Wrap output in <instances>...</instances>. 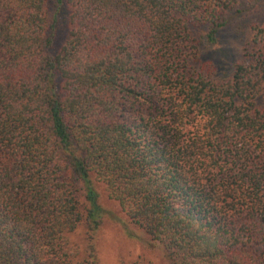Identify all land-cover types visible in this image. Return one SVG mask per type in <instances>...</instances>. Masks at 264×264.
<instances>
[{"label": "trees", "instance_id": "trees-1", "mask_svg": "<svg viewBox=\"0 0 264 264\" xmlns=\"http://www.w3.org/2000/svg\"><path fill=\"white\" fill-rule=\"evenodd\" d=\"M238 1L0 0V264H97L94 182L164 264H264V25L222 81L194 34Z\"/></svg>", "mask_w": 264, "mask_h": 264}, {"label": "rangeland", "instance_id": "rangeland-1", "mask_svg": "<svg viewBox=\"0 0 264 264\" xmlns=\"http://www.w3.org/2000/svg\"><path fill=\"white\" fill-rule=\"evenodd\" d=\"M235 10L215 34L214 43L203 39V28L195 30L198 52L202 60L213 64L215 78L218 81L231 77L235 64L243 58L244 48L250 49L255 28L264 25V0H239ZM65 11L59 10L57 22V41L60 43L65 33ZM256 26V27H255ZM254 47V46H253ZM258 45L254 48H259ZM252 52V51H251ZM255 106L264 111V84L254 98ZM97 200L102 209V218L93 235V247L97 264H120L133 261H145L151 264H164L163 250L158 245L148 244L140 229L128 223L118 204L107 195L104 185L94 182ZM78 241L80 236H69ZM79 251L84 250L78 245Z\"/></svg>", "mask_w": 264, "mask_h": 264}]
</instances>
